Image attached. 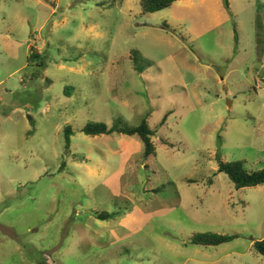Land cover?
I'll return each mask as SVG.
<instances>
[{
    "label": "rangeland",
    "instance_id": "rangeland-1",
    "mask_svg": "<svg viewBox=\"0 0 264 264\" xmlns=\"http://www.w3.org/2000/svg\"><path fill=\"white\" fill-rule=\"evenodd\" d=\"M144 117L152 160L81 131ZM216 152L264 166V0H0V264H264V185Z\"/></svg>",
    "mask_w": 264,
    "mask_h": 264
},
{
    "label": "trees",
    "instance_id": "trees-1",
    "mask_svg": "<svg viewBox=\"0 0 264 264\" xmlns=\"http://www.w3.org/2000/svg\"><path fill=\"white\" fill-rule=\"evenodd\" d=\"M176 0H141L142 10L147 13L158 12L165 9ZM226 8L229 6V0H223ZM237 42V34L235 33ZM37 56V53L33 52L30 56ZM41 67H45V63H40ZM164 119L162 120V122ZM161 122V123H162ZM87 135H110L113 133H122L128 136H132L143 143V160H152L155 157V143L153 137H155V130L153 131L148 122L147 118H142L137 126H122L121 122L118 121L111 127H107L106 124L95 122L87 123L82 129ZM65 136L66 150H70L71 137L74 135V131L70 125H67L63 130ZM157 142L165 144L166 146H173L174 144L166 141L165 139H158ZM216 160L218 161L217 172H223L233 182L236 189L251 187V186H263L264 185V166L259 170L249 171L244 167V162L241 160L235 161H223L218 152H216ZM65 165V164H64ZM100 220H107L112 217V214L107 212H97L95 215ZM236 235L217 234V233H197L192 236L191 243L193 245L201 246H217L223 243H227L236 238ZM253 247L258 254L264 258V238L255 240Z\"/></svg>",
    "mask_w": 264,
    "mask_h": 264
}]
</instances>
